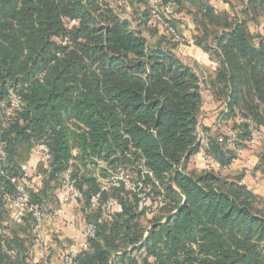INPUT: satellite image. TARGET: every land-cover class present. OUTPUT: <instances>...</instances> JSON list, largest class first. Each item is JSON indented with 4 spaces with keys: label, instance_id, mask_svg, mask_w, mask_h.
<instances>
[{
    "label": "trees",
    "instance_id": "1",
    "mask_svg": "<svg viewBox=\"0 0 264 264\" xmlns=\"http://www.w3.org/2000/svg\"><path fill=\"white\" fill-rule=\"evenodd\" d=\"M161 1L167 17L170 1L179 17L192 16L195 43L217 58L206 81L216 100L228 102L223 115L237 122L242 145L253 129H264V31L255 41L247 28L248 21L264 19V0H237L241 9L230 14L209 0ZM141 15L159 34L150 31L158 36L153 44L107 0H0V103L13 87L22 98L7 119L0 108V169L19 176V145L45 142L51 160L41 180L32 175L37 191L31 193L43 203V187L51 182L58 191L69 162H80L81 171L71 176L95 233L72 264H264L263 198L241 176L220 172L233 151L209 137L205 153L220 171L185 169L199 150L203 104L200 76L173 52L183 38L179 17L177 42L149 21L147 7ZM254 158L260 170L264 152ZM100 163L106 190L93 176ZM112 170L130 173L131 187L111 185ZM12 192L0 175V264H34L32 219L14 225L7 218L5 195ZM97 192L99 205L87 211ZM140 192L146 196L141 210ZM108 198L117 205L107 207ZM144 212L153 215L146 224Z\"/></svg>",
    "mask_w": 264,
    "mask_h": 264
},
{
    "label": "built area",
    "instance_id": "2",
    "mask_svg": "<svg viewBox=\"0 0 264 264\" xmlns=\"http://www.w3.org/2000/svg\"><path fill=\"white\" fill-rule=\"evenodd\" d=\"M116 10L122 12L124 9V1H116ZM170 15L167 17L163 13V3L161 0H147V11L148 18L151 23H156L174 40L180 41L181 34L178 30L175 20L179 17V12L177 11V4L174 1L169 3ZM168 6V7H169ZM169 9V8H168ZM124 15V14H123ZM172 19V20H171ZM75 23V20H72ZM264 31V28H263ZM201 97L202 104H209L216 102V99L211 91V88L206 81V79H201ZM22 101L21 95L18 92V87L10 88L7 97L4 101L0 103V108L5 116V119L9 117L10 111L15 109L20 105ZM228 111V102L222 101L221 103V114H225ZM218 141L223 143L227 149L233 151V155L236 158L242 159L244 163V173L239 180L241 184H246L247 180L253 183H262L264 185V176L258 169V162L254 158V151L257 147L264 143V129H253L250 136L243 142L242 145H237V132L229 131L224 134H220ZM32 152L36 157H39L42 161L44 168L47 169L49 162L51 160V154L49 147L43 141L37 142L32 148ZM75 155V152H73ZM203 160L209 165L218 167V162L209 154H202ZM5 159L3 149L0 145V163ZM0 175L6 177L8 181L13 185L12 194H6V201L9 204V212L7 214L8 221L14 225H19L23 222L25 217H30L33 221L32 227L34 232V246H35V257L38 259H45L47 252V245L43 237V225L45 223L56 222L62 212L63 208L70 203H78L81 206L84 204L83 194L77 188L74 179L71 176V171L69 169L65 170L62 174L61 185L58 189V205L53 208H47L43 203L33 201L31 199V193L37 191V188L32 184V173L27 165L20 166L19 176H6L5 172L0 169ZM102 178V177H101ZM98 177V181L101 182V190H106L108 184L105 183L103 179ZM111 185L119 186L123 183L125 188L131 187L132 177L131 174L125 170H119L118 173L111 176ZM107 180V179H106ZM139 200V210L143 209L145 206L146 196L144 192L138 194ZM100 193L97 192L91 195L88 205L86 207L87 211L95 210L100 202ZM107 207H113L117 205V200L114 198H108L105 201ZM158 205H162L160 201ZM67 231H71V238L75 240L77 235L82 237V242L80 244L81 249L88 247V240L94 237L95 229L92 223L85 222L79 233L76 231L75 223L68 221L65 225ZM77 250L63 251L59 255V260L62 264H72ZM46 264V263H45Z\"/></svg>",
    "mask_w": 264,
    "mask_h": 264
},
{
    "label": "crops",
    "instance_id": "3",
    "mask_svg": "<svg viewBox=\"0 0 264 264\" xmlns=\"http://www.w3.org/2000/svg\"><path fill=\"white\" fill-rule=\"evenodd\" d=\"M213 7L219 12L231 13L228 8L227 3H221L220 0H209ZM138 10H143L144 6L138 2L135 3ZM234 11V10H233ZM177 25L180 28L182 33V41L178 42L173 49L174 54L186 65L192 67L195 72L208 80L213 78L215 70L218 66L217 58L212 55L210 52L205 51L201 46L195 43V35L197 33L192 16L186 12H183L179 19L177 20ZM264 27V19L262 16L255 18V20H250L247 22V28L249 32L254 36L256 41V35H262ZM221 103L222 100H216L214 103L203 104L201 111L198 116V141H199V150L192 154L186 164L185 169L187 172H200L209 168L214 169L215 172H219L216 166L209 165L203 160L202 154L206 150V145L209 137L220 136V134L227 133L229 131H235L234 125L237 123L233 118L227 117L221 114ZM232 124V127H228ZM226 131V132H225ZM262 147L259 150L254 151V157L256 152L259 156L264 152ZM19 153V163L20 165H27L34 176V179L38 178L41 180L42 174L44 172V165L39 157H36L32 148H27L26 145L21 144L18 147ZM262 166V165H261ZM222 174H225L229 177L235 176H244V163L242 159L232 158L229 166L220 171ZM261 173L264 176V171L261 170ZM36 177V178H35ZM247 183L254 189L253 192L263 197L264 195V185L262 183H253L250 180H247ZM56 199L53 204H48L47 207L53 208L58 205V191L55 190ZM68 221L75 223L76 232L79 233V230L85 223V217L82 212V208L78 203H70L69 205L63 208V212L60 218L51 224L45 223L43 225V237L49 247L47 257L45 259L34 258V264L41 261L42 264H60L57 259V254L59 252L68 251V250H78L80 249V244L82 242V237L77 235V238L73 240L71 238V231H67L65 225ZM23 237V236H22ZM33 248V246H32ZM33 251L34 248H33ZM35 255V253H34ZM32 255V257H34Z\"/></svg>",
    "mask_w": 264,
    "mask_h": 264
},
{
    "label": "rangeland",
    "instance_id": "4",
    "mask_svg": "<svg viewBox=\"0 0 264 264\" xmlns=\"http://www.w3.org/2000/svg\"><path fill=\"white\" fill-rule=\"evenodd\" d=\"M116 1L117 0H107V4L109 5L110 8H112L114 10V12L117 14V16H119L121 19L127 20L129 22V27L131 30L139 31L141 33V35H143L150 44H153L158 39V36L150 35V31L153 32L156 30L151 26V24H149V23L147 24L146 20L143 23L144 20L141 19L142 18V15H141L142 11L138 10V8L136 7V4L133 2L135 0H123L124 1V9L122 10V12L121 11L118 12L116 10V5H115ZM139 2L145 7L144 9H146L147 0H140ZM220 2L221 3H227L228 4L227 6L230 9L231 13H235V12L238 13L241 9V4L237 0H220ZM157 33L158 32L156 31V34ZM157 35H159V34H157ZM200 78L203 79V77H201V76H200ZM232 126L233 125L230 124L229 126H227V128L228 127L230 128ZM75 152H77V151H75ZM69 163H71V164L69 165L68 168L71 172L81 171V170H77L78 167H81L79 161L73 160V161H70ZM99 165L100 166L93 173V176L101 178L100 177L101 174H100V171H98V169H100V167H102L103 165L101 163ZM88 169H91V167H89ZM261 169H264V165L261 166ZM111 173L113 175H115L117 172L112 170ZM85 176H90V173L87 171L85 173ZM101 179H103L105 181V183L108 184L106 178H101ZM52 186H53V183L50 182L49 185L43 187V190L45 191V193H43V195H42L44 198L43 203L45 204L46 207L48 204H53L55 199H56L55 191L52 188ZM262 198L264 201V196ZM80 207L82 208L81 205H80ZM144 213H145V215L142 216V221L144 224H146V221H148L153 215H147L148 214L147 212H144ZM12 226L14 227V225H12ZM132 248L133 247H131L129 250L132 251L131 250ZM31 252L34 255L33 248H31ZM30 258H32V255ZM33 258H35V256ZM36 264H42V262L38 261V262H36Z\"/></svg>",
    "mask_w": 264,
    "mask_h": 264
},
{
    "label": "water",
    "instance_id": "5",
    "mask_svg": "<svg viewBox=\"0 0 264 264\" xmlns=\"http://www.w3.org/2000/svg\"><path fill=\"white\" fill-rule=\"evenodd\" d=\"M198 142H199V141H198ZM131 250H133V248H132Z\"/></svg>",
    "mask_w": 264,
    "mask_h": 264
}]
</instances>
